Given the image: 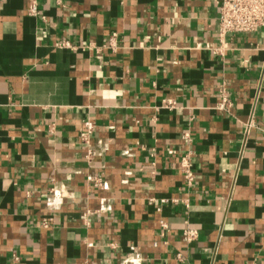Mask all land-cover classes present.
I'll return each mask as SVG.
<instances>
[{"label": "crops", "instance_id": "0c3cea01", "mask_svg": "<svg viewBox=\"0 0 264 264\" xmlns=\"http://www.w3.org/2000/svg\"><path fill=\"white\" fill-rule=\"evenodd\" d=\"M221 1L0 0V264H264V25Z\"/></svg>", "mask_w": 264, "mask_h": 264}, {"label": "built area", "instance_id": "2783aa9c", "mask_svg": "<svg viewBox=\"0 0 264 264\" xmlns=\"http://www.w3.org/2000/svg\"><path fill=\"white\" fill-rule=\"evenodd\" d=\"M30 11L34 12V5L30 6ZM218 24L220 34L228 32H251L264 25V0H222L219 7ZM114 36L110 37V42ZM62 45V44H61ZM228 104V99L223 96L219 104L222 109ZM85 130L80 132V136L85 139L92 129L90 121L84 122ZM192 237L195 232L187 231Z\"/></svg>", "mask_w": 264, "mask_h": 264}]
</instances>
